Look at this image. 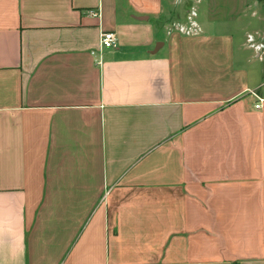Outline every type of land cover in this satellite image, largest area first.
I'll return each mask as SVG.
<instances>
[{"label": "crops", "instance_id": "1", "mask_svg": "<svg viewBox=\"0 0 264 264\" xmlns=\"http://www.w3.org/2000/svg\"><path fill=\"white\" fill-rule=\"evenodd\" d=\"M190 1L0 0V264H264L257 18Z\"/></svg>", "mask_w": 264, "mask_h": 264}, {"label": "rangeland", "instance_id": "2", "mask_svg": "<svg viewBox=\"0 0 264 264\" xmlns=\"http://www.w3.org/2000/svg\"><path fill=\"white\" fill-rule=\"evenodd\" d=\"M258 1L259 3H257L256 5L254 3L256 2L255 0H249L246 6L250 9L253 19L254 17L257 18V22L254 24L252 23L253 26H251L253 29L252 35L255 37L257 42L264 44V2L260 0ZM191 5H192V2L188 0L185 6L182 7V12L185 14V15L183 14L184 19H182V21L180 20V22H173L172 25L174 28H178L181 26H188V23L190 22V18L193 17L195 13L194 7ZM245 17L246 16L243 15V24L245 23L250 24L248 23V18H245ZM249 36L250 35H248V37Z\"/></svg>", "mask_w": 264, "mask_h": 264}, {"label": "built area", "instance_id": "3", "mask_svg": "<svg viewBox=\"0 0 264 264\" xmlns=\"http://www.w3.org/2000/svg\"><path fill=\"white\" fill-rule=\"evenodd\" d=\"M196 17V13H194V16L190 18V22L188 23V26H181L178 27L180 32L186 34V35H192L199 31L198 24L194 20ZM248 43L249 46L257 52V54L260 55L262 51H264V44L257 42L254 36L248 37ZM100 44L102 47L106 49L114 48L117 45V37L116 34L113 32H103L100 37ZM262 100L260 99L259 102ZM260 105L257 104L256 108H259Z\"/></svg>", "mask_w": 264, "mask_h": 264}]
</instances>
